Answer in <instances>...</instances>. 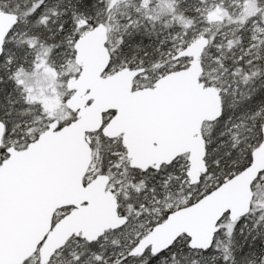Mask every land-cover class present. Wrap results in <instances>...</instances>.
Returning a JSON list of instances; mask_svg holds the SVG:
<instances>
[{
    "label": "snow or ice",
    "instance_id": "1",
    "mask_svg": "<svg viewBox=\"0 0 264 264\" xmlns=\"http://www.w3.org/2000/svg\"><path fill=\"white\" fill-rule=\"evenodd\" d=\"M0 264H264V0H0Z\"/></svg>",
    "mask_w": 264,
    "mask_h": 264
}]
</instances>
